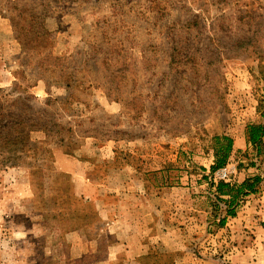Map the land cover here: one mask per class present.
<instances>
[{
    "label": "rangeland",
    "instance_id": "obj_1",
    "mask_svg": "<svg viewBox=\"0 0 264 264\" xmlns=\"http://www.w3.org/2000/svg\"><path fill=\"white\" fill-rule=\"evenodd\" d=\"M0 85L72 130L16 127L25 148L0 153V264H173L189 242L166 245L167 228L210 264H264V136L246 141L264 125V0H0ZM216 135L233 139L224 182L261 177L225 221L251 217L245 258L219 235ZM134 215L161 237L146 256L120 244Z\"/></svg>",
    "mask_w": 264,
    "mask_h": 264
},
{
    "label": "trees",
    "instance_id": "obj_2",
    "mask_svg": "<svg viewBox=\"0 0 264 264\" xmlns=\"http://www.w3.org/2000/svg\"><path fill=\"white\" fill-rule=\"evenodd\" d=\"M20 42L25 43V38L27 34L25 29H23ZM48 38V31H45L42 35L36 36L34 42L36 45L42 44L44 40ZM73 79H67L66 87L71 85ZM34 98L33 95H29L25 98L18 96L15 98L11 105L4 104L0 102V153L6 149L10 151H17L18 149L25 148V145L22 143V137L20 134L15 133L16 127H21L22 129H32L35 131L44 132L46 136H49V132L53 133V138L58 137V142H64V132L70 134L69 138L72 137L71 127L64 126L63 124L56 122V119H43L39 117L37 113H42L40 110L31 112L29 115H26V110L29 109L28 106L23 104V99L30 100ZM67 98L61 103H66ZM60 103V100L55 101ZM49 102H47L48 104ZM19 105L20 109L15 107ZM64 130V131H63ZM264 136V125L261 123H250L246 127V141L248 144L252 145L256 152H259L262 138ZM212 149L214 155V161L210 166V171H214L224 167L230 158L233 149V139L228 135H216L212 138ZM73 145L72 140H69L68 143L65 142L66 152L69 153L68 148ZM21 146V147H19ZM32 149L31 147H27ZM33 149H36L35 147ZM1 156V155H0ZM261 181L259 175H254L252 177L245 178L242 182L237 185H232L222 180H219L217 183L212 184L216 193V199L220 203L225 204V215L218 219V225L223 226L227 217L235 216V208L240 197L246 196L250 193L256 192L257 185ZM224 198L222 199L223 197Z\"/></svg>",
    "mask_w": 264,
    "mask_h": 264
},
{
    "label": "crops",
    "instance_id": "obj_3",
    "mask_svg": "<svg viewBox=\"0 0 264 264\" xmlns=\"http://www.w3.org/2000/svg\"><path fill=\"white\" fill-rule=\"evenodd\" d=\"M236 147L237 148H242L243 145L242 144H246L244 143V141H241V139L239 141H235ZM248 197V196H246ZM250 201L248 200L246 204L242 205L241 207H239L238 209H240L243 212H250L248 206L250 205ZM137 205H135V209L132 210H137L139 211V209L137 208ZM247 208V209H246ZM246 209V210H244ZM238 214L241 212H237ZM163 218V217H162ZM251 217L248 215L245 216H236L230 220L227 219V222H225V227L224 228H220V232L219 235L222 234V242H226L227 240L232 242L231 244V250H229L231 257L235 258V259H239L240 257L245 258L248 254H249V250H251V247L249 245V241H244L245 235L242 234V229L247 226L248 224V220ZM142 220V221H141ZM153 220V218H148V222H146V220H144L141 216L138 215H134V217H129V218H125L124 219V223L126 224L125 229L127 228V231L124 234V237L121 239V245L122 246H126V253L127 255H130L131 251H132V247L133 249H135L134 254H136V256H142V255H148L149 251L151 250V248L154 247L155 243H157V240L161 237L158 236V234H153V235H149L146 237L147 234H152V227L150 226H146L144 227L145 224L150 225L151 221ZM166 220V218H163V223ZM247 222V223H246ZM184 223V222H183ZM150 227V228H149ZM174 226H172L173 228ZM148 230L150 233H143V231ZM164 239L163 240L165 242L166 245L172 246V245H178L181 244L183 246V243L186 241L189 242V247L187 248L186 251H183L182 248V252L179 254V256H181L178 260L179 262H174L173 264H210L211 262L209 260H204V259H200V258H195L193 252H192V247H190V244L192 245V243L190 242V240H193L195 238H190V236L188 234H179L177 231L172 230L167 228L166 232H162V234H160ZM193 236V235H191ZM218 236V233L215 235ZM155 237H157L155 239ZM190 238V239H189ZM198 238L200 239V234L198 236ZM196 238V239H198ZM212 238L214 239L215 237H211L209 239V241H212ZM247 242V243H246ZM209 244V242H207ZM120 244L118 243L117 245L120 246ZM115 245V244H114ZM195 245V244H194ZM246 248H243L245 247ZM175 248H172V250H174ZM120 250V249H119ZM121 251V250H120ZM175 252V251H174ZM137 264V263H136ZM213 264V263H212ZM234 264H239V263H234Z\"/></svg>",
    "mask_w": 264,
    "mask_h": 264
},
{
    "label": "clouds",
    "instance_id": "obj_4",
    "mask_svg": "<svg viewBox=\"0 0 264 264\" xmlns=\"http://www.w3.org/2000/svg\"><path fill=\"white\" fill-rule=\"evenodd\" d=\"M0 86H3V85H0ZM0 222H2V220H0ZM29 233H30V230H24L23 225H21L20 230L17 232H14L12 235L14 239L23 240L29 235Z\"/></svg>",
    "mask_w": 264,
    "mask_h": 264
},
{
    "label": "built area",
    "instance_id": "obj_5",
    "mask_svg": "<svg viewBox=\"0 0 264 264\" xmlns=\"http://www.w3.org/2000/svg\"><path fill=\"white\" fill-rule=\"evenodd\" d=\"M230 169L224 166L216 171V178L225 181L229 176Z\"/></svg>",
    "mask_w": 264,
    "mask_h": 264
}]
</instances>
